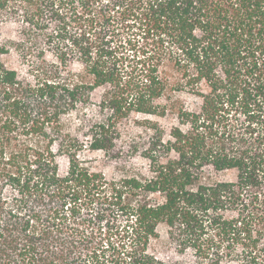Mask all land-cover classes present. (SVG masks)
Here are the masks:
<instances>
[{
    "label": "trees",
    "instance_id": "16d2710c",
    "mask_svg": "<svg viewBox=\"0 0 264 264\" xmlns=\"http://www.w3.org/2000/svg\"><path fill=\"white\" fill-rule=\"evenodd\" d=\"M0 264H264V0H0Z\"/></svg>",
    "mask_w": 264,
    "mask_h": 264
},
{
    "label": "rangeland",
    "instance_id": "374dc122",
    "mask_svg": "<svg viewBox=\"0 0 264 264\" xmlns=\"http://www.w3.org/2000/svg\"><path fill=\"white\" fill-rule=\"evenodd\" d=\"M10 35L11 36L14 35L13 31H10ZM39 40L43 44L46 43V41H47L44 36H41ZM47 57L49 59L52 58L50 53H47ZM6 61H7V64H8L9 67L15 68V69H17L19 71L23 70V66H22V63H21V58H20V56L18 54H15V53L14 54H11L10 56H8L6 58ZM126 65H127V63H126ZM102 93H103V89L97 90L94 93V98L96 100H98L100 98V96L102 95ZM107 165H109V164H107ZM107 165L104 164V162L101 160L100 157H97V160H95L93 162V167L95 168V170L103 171L104 173H106L107 177L110 178L111 173H112V170ZM221 178L222 179H225V180H234L235 179V173L232 172V171L227 172V173H224V174H222ZM107 222H108V220H105L103 222V226H106ZM159 231H160L162 237L165 239V237H166V230H165V228L164 227H160L159 228Z\"/></svg>",
    "mask_w": 264,
    "mask_h": 264
}]
</instances>
